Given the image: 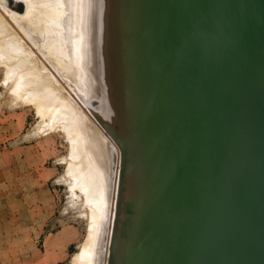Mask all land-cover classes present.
I'll return each mask as SVG.
<instances>
[{
  "label": "bare ground",
  "instance_id": "1",
  "mask_svg": "<svg viewBox=\"0 0 264 264\" xmlns=\"http://www.w3.org/2000/svg\"><path fill=\"white\" fill-rule=\"evenodd\" d=\"M6 1L9 2L10 0H5V2ZM41 1H43V0H16V1L14 0L13 1L15 6L19 2L18 3L19 9H20V7L23 6L22 3L25 4L23 6L25 8V10H23L24 8L22 7L23 9L21 8L22 10L20 12L17 9V6H16L17 10L15 8H12L13 11H14V9L16 10V13H17V11H18V13H21L20 14L21 18L25 17L24 15L27 14V16H26L27 18L26 17L23 18L24 20L25 19L26 20L24 22H22V24H19L20 26L24 25L25 22L28 23L29 21L27 22V19H31V20L33 19V20H35V22H38V21H36L37 20L36 18H37V15H39V14H33L35 12L34 10L39 11V9H37L38 8L37 4H39L41 6L43 3L44 5L42 8H46V9L49 8V7L45 6V3L47 1L46 2H41ZM49 1L50 2L53 1V5H51ZM49 1H48L49 2L48 6H51L50 9H52L55 12V14L57 13L55 16H57L58 18L55 19L56 17H54V21H55L54 22L52 19L54 15L48 14L49 12H51V10L48 9V11H49L48 12L46 9L41 8V10H43V11L46 10L48 12V13L44 12L46 15V17H44V18H43V16H41L42 14L40 13V17L43 18V21H44V19H49L50 16H51V18L49 19L50 22H48L49 20L48 21L45 20L46 24L43 23V25H45L44 26L45 28L41 27V26L40 27L43 28V30L45 29V31L42 30L45 33L47 32L46 30L48 28V30H50V32L48 31V33L50 34L53 31L49 27L50 23L54 26L56 25V27H52V25H50L53 29L56 28L55 31L57 34L56 33L53 34L54 32L52 33L54 36L56 35V37H54V36L50 37L49 36V38H53L55 41H57V43L53 42L55 44H52V43L50 44V42L53 41L51 39L49 44H46V43H43V44H45L46 46L50 45V47H51V45L52 46L55 45V47H56V44H58V40H60L58 38V36H59L58 31L61 28H65V31L61 32V30H60V33H61V36L64 40L68 39V43L71 40L70 36H72L73 34H77V33L79 34V35H77V37L78 36L79 37H78V39H76V46L73 48V50L70 51V53H69L70 55H68V57H70L72 59L74 58L75 60H77V59L82 60L83 65H85L86 61H85V58L83 56L84 52H86L87 50H89L92 53L98 51V53L100 54L99 58L96 57L97 56L96 54H92V55H95L93 57L94 58L93 61L96 60L95 59V57H96L98 59V61L97 60L96 61L99 64V66L94 64V67L98 68V69L102 68V71H103V78L104 79L102 80V82L104 83V86L102 85L100 87L99 86L100 84L97 86V87H100V91L102 92L101 94H98V95L103 96V94H104L103 91L107 90V96H105L107 105H105V102H104L105 99L102 100L103 103H101V104H103V105H99L100 107H97V112H99V114L103 115V112H104L103 110L105 109V113L106 112H108V113L103 115V117L105 116L104 119L108 115H109L108 117L111 119L108 121H107V119H109L108 117L105 119V122L108 123L105 126L109 129L113 128L114 130L116 129L119 132H121V134L119 133V135L123 137L122 139L129 141L127 143L130 144V147L132 150L138 151L141 144L144 146L143 142H145L144 138L140 136V132H138V130H139L138 124L140 123L142 125L144 122L143 117L146 118V114H145L146 108L143 106L144 105L143 102L145 100L146 92H147L146 80L144 78V75H145L144 69H143V67L139 66L141 64V62H140L141 51H139V46L135 47V44L137 46L138 43L139 44L141 43L142 36H143V30H142V25H141L143 16L141 13L140 0H70V1H68V0H49ZM157 1L159 2V0H157ZM165 1L169 2V8L171 9V11L172 10L176 11L177 9H179V11L182 12L180 17H183L182 22H184L183 23L184 25H186V26L189 25L188 27H191L190 24L192 25V23H193L192 26L195 27L194 25H195L196 21L194 23V20H195V18L199 19V21H198L199 23L197 22L198 25L196 26L194 36L191 35V34H193V32H191L190 28H189L190 30H188V27L187 28L182 27L180 29L178 28V30H180V31H181V29H183V30L186 29V30H188L189 33H191V34H188V32L186 31V35H189V36L182 34V37L184 38L183 35L186 36L185 39L187 37H189L188 38L189 40L188 39L186 40L189 42H190V38L192 39L191 40L192 44H190L189 46L191 47V45H193L192 48L195 49V51L193 49H188L187 47L179 45V47H183V48L188 50L189 55L187 58H186L187 55L185 54V55H183L184 57L181 58V56H179L180 58L178 59L177 55H175L176 51H174V50H173L174 51L173 54H171L172 52L169 54V55L176 56L175 57L176 60L175 59H174L175 61L173 60L174 62H177V60H181V59L186 58L187 61L185 59H184V61L183 60L180 61L181 65H182V62H185V61L187 63V64L185 63L186 65H190L189 72L188 71H187V73L183 72V74H184L183 79H180V78H182L183 75H181V77H180V75L176 76V77H178L177 78L178 81H179V79L182 81V84L181 83L180 84L183 85V87L180 84L179 85L182 88L177 86L178 83L176 84V82H174V79H176V78L172 74L174 71L171 72L172 68H170L174 64L172 66L169 65L170 63L173 62L172 59H169V58H171L173 56L169 57L168 55L167 56L165 55L166 58L169 57L168 58L169 60H164V57L162 56L163 57L162 60H163V63H165V65L163 66V70H161L159 72L158 77H157V74H154V72L152 70V77H153L152 82L156 83L158 81V78L160 80H164L166 89H164V85H162L163 91L161 94L152 92L151 101L149 104V109L152 110L151 112L154 111L155 113H160L163 111V99L164 98L162 96H163V94L165 96L167 88H173L174 89L173 86H175V88L177 86L178 89L181 88V89H179L180 95L182 96V98H184V100L186 101V104L188 103L190 105L189 108H190L191 112H190V110H189V112L192 115H189V117L191 116V120L188 119V121H190V122L188 123V125L186 127V129L188 130V132H187L188 134L187 133L186 134L188 137V135H190V133H191V137L189 136L190 139L188 137V139L190 141V145L189 146L187 145L188 146V149H187L188 153L186 151L187 157L184 155L185 159H183L186 161V158H187V160H188V158L192 159L191 156H192L195 148L197 147L199 136H200V125H199L198 116L196 113L198 104L202 103L206 99H209L217 87H219L221 85H229L232 82L239 80L241 78H243L244 80L245 79H251L257 73L258 65L261 62V56L264 53V10H263L264 6H263V0H165ZM165 1L163 2V0H162V3L166 4ZM8 2H6V4H5V5H7L6 7H8V4H7ZM70 2L74 3L73 5L75 7L72 9L73 5H70L69 9H71L72 12L70 10V13H68V15L64 14L62 17V15L59 14L60 11H62V8L65 9V7H67L70 4ZM10 3H11V1H10ZM150 3H153V1L150 0ZM156 3L157 2L155 0V5H156ZM157 4L160 5L161 7L163 6L161 4V1H160V4L159 3H157ZM34 5H35V7H34ZM166 5L168 6V3ZM157 6H156V8H157ZM33 8H35V9L33 10ZM12 9L11 10L8 9L7 11H9V10L12 11ZM160 9L162 10V8H160ZM163 9H164V7H163ZM170 9H168V11ZM32 10H33V13H32ZM89 10L92 12V13H90L91 14L90 17H92V18H94V14H97V13H95L94 10L99 11L101 17H100V20H98L99 21L98 24H96L97 22L96 23L93 22V24L91 22V21H97L96 19H99V17L97 18V15H95L96 19L94 18V20H92L90 17H89V19L87 18L86 13ZM38 11L35 13H39ZM155 11L158 12L157 9ZM168 11L166 13L164 11H161V12H163V14L160 12L162 17L164 16V13H165V16L163 18L162 17L158 18L160 13L159 14L157 13V15H155L156 12L152 14V17L154 16V18H155L157 16L156 20L160 21V19H161V21H165L167 23V22H169L168 20H170L174 16L173 15L174 11H172L173 14L170 13L171 11H169V12ZM40 12H42V11H40ZM54 12H51V13L54 14ZM16 13H15V15H16ZM22 13H24V14L22 15ZM167 13H169V14H167ZM31 14H33L31 16V18H28V16H30ZM177 14H180V13H176L175 15H177ZM35 15H36V18H33ZM47 15H50V16H47ZM84 15H85V17H84ZM11 16L13 17L14 13ZM17 16H18V14L16 16H14V17H16L15 21L17 19L18 20L21 19V18L20 19L17 18ZM167 16L168 17L170 16L171 18L170 17L167 18ZM178 16L179 15H177V17ZM47 17H49V18H47ZM71 17H73V18H71ZM177 17H175L174 20H176ZM1 18H3V17H1ZM63 18H65V20H63ZM23 19H21V20H23ZM177 19H180V18H177ZM3 20H4V18H3ZM31 20H30V23H32ZM171 20H173V19H171ZM171 20H170V22H172ZM0 21H2V20L0 19ZM40 21H41V23L43 22L42 20H40ZM180 21H181V19L178 20L177 22L180 23ZM4 22H5V20H4ZM19 22H21V21H19ZM177 22H175L176 25H177ZM47 23H49V25ZM166 23H164V25H166ZM172 23H174V22H172ZM17 24H18V22H17ZM162 24L160 22V25L163 27ZM183 24H181L180 26H182ZM33 25H37V24L34 23ZM46 25H48V27H46ZM170 25H171L170 23L167 24V26H169L168 30H167V27H165V28L163 27L164 30H166L165 34L168 33V36L164 35V37L166 36L165 39L167 38V39L174 40L175 38L174 39L171 38V35H170L171 33H173L170 31V30H173L172 29L173 25H171V26ZM176 25H174V26H176ZM40 27L38 28V25H37L35 30H37V31L41 30ZM192 29L194 30V28H192ZM62 30H64V29H62ZM174 30H175V28H174ZM176 30H177V28H176ZM8 31H10V30H8ZM42 31H40V32H42ZM180 31H177V34H179L178 32H180ZM175 33H174V35H176ZM191 36H193V37H191ZM168 37H170V38H168ZM87 38H88L89 44L87 43ZM179 39H177L178 42H179ZM177 40H174V41H177ZM48 41H49V39H48ZM182 41L183 40H181L180 42H182ZM168 44H170V46H171V43H168ZM174 44H176V43H174ZM174 44H172V46ZM179 44H182V43H179ZM58 45H60V43ZM184 45H188V44L184 43ZM44 46H42V47H44ZM164 46H167V48L170 47L168 45H163V47ZM174 47H175V45H174ZM51 48L53 49V47H51ZM135 48H136V50L134 52ZM1 49H2V47H1ZM48 49L49 48H46V50H48ZM55 49H53V50L57 51V48H55ZM185 49H183L182 53H184ZM53 50H48V51L54 52ZM94 50H96V51H94ZM187 50H186V52H187ZM6 51H8V50H6ZM48 51H46L44 53H48ZM73 51H74V53H73ZM168 51H169V48L167 49V51L165 50V52L167 54L170 52V51L169 52ZM193 51L195 53H193ZM59 52L60 51H57V54H56V52L51 53L50 56L51 57L55 56L54 59L58 58V57H56V55H58ZM54 54H56V55H54ZM60 54H61V52H60ZM77 55H80V56H77ZM162 55H164V53ZM58 59H56V60H58ZM170 60H171V62H170ZM96 61H95V63H97ZM167 62H170V63H167ZM137 63L139 65H136ZM174 66H176V63ZM174 66H173V70H174ZM183 66L184 65L180 66V68L178 66V68L176 67V69L181 70V67L183 68ZM32 72H36V71L33 70ZM41 73L42 72L40 71V75H39L40 77H42L41 75H44V73L43 74H41ZM99 73H100V71H99ZM174 73H179V71L174 72ZM181 73L182 72L180 71L179 74H181ZM18 74H19V72H18ZM26 74H28V73H26ZM171 74L174 77L173 78L174 83L172 82L174 85H172V83H171V79H172ZM175 75H178V74H175ZM22 76L25 77V75H22ZM32 76H34V75H32ZM44 76L41 78V80L46 78ZM34 77L37 78V76H34ZM18 78L19 77H17V79ZM48 78H50V77L48 76ZM48 78H46V80ZM27 80H31V82H29V81L27 82L28 84H30V83L32 84V82L35 81L34 79H27ZM27 80H25V81L24 80H22V81L16 80V82L12 84V86H11L12 88H13V85H15V86L17 85L16 87L18 89H21L19 91H18V89H17V91L13 90L16 92V93H14V94H16V96L20 97V95H17V92L19 94L23 93L22 88L24 86L27 87V83H26ZM32 80H34V81H32ZM46 80L45 81L43 80V82H46ZM50 80L52 81L51 83L49 82L50 83L49 85L51 87V85L54 81L52 78H50L48 81H50ZM104 80H106V81H104ZM17 81H19V83H17ZM181 81H179V82H181ZM56 83H58V82H56ZM41 85L45 86L47 84L41 83L40 88H42ZM29 86L31 87V85H29ZM37 86H39V85H37ZM37 86L34 84L31 88H29V87L28 88L32 89L35 87L38 90H41V92L38 90L36 91L37 93L39 92L40 95H42L41 94L42 91L46 92L47 89L42 88V89H44V90H42V89H39ZM142 87H144V91L142 90ZM12 88H11V91H12ZM56 88H58L59 91L60 90L62 91L63 87L57 86L54 88V86H53L52 90H55V92H57V94H55V95H57L58 97L54 96V94H51V95L49 94V97L52 96L53 97V98H51L52 100L53 99L57 100L58 98H60V100H61L60 104H59L60 100L57 101L58 104L56 103V105H58L60 108L58 106L51 107L50 106L51 104L49 105L47 103L50 100V98H47L48 93L51 92L50 90H49V92L47 91L48 93L46 92L47 94L45 93L46 96H44L45 97L44 100H43L44 97L42 98V96L38 95L39 96L38 97L37 95H35L36 92L34 90H36V89H34V90L32 89L35 93H33L31 90H28L27 94H25V92L23 94L28 95V96L34 94L36 97L33 95L34 97L32 96L33 97L32 100L36 101L37 103H39V101H40L41 105L37 106L36 103H34V104L36 105V107H39L38 113H39L40 117L42 118V120L44 117L48 116L49 114L56 112L55 110L60 109V111H61L60 113L62 115L57 114V113H55V116L57 115L58 117H55L54 115H52L55 117V119H54V117H52L53 119H52L51 124L53 125L54 120L58 121V123L55 122L56 123L55 126H57V124H59L62 121L63 122L65 121L64 123L69 122L68 125H67V123L64 124L63 122H62V124L69 127L68 129L70 130V132L72 134L71 136H74L73 138H74L75 143L71 142L70 136L69 137L67 136L70 134L67 133V135H66L67 138H69L68 140L70 141V143H71L70 145H72V148L75 145L74 146L75 150H72V149L71 150L76 152V156L74 155L75 154L74 153L73 154L74 156L70 155V157H72V159L68 158V159H70L69 163L72 165L74 164V163H71V161L75 159L74 157H77V159H75L76 161L78 160V162H77L78 164L76 163L77 166H74V165H73L74 167L71 165L68 166V168H70V171H68V172H69V176L71 178L72 184L70 183V180H69V183L71 185L78 184L81 187L83 194L85 193L88 196V200H87V202H86V200H84V204H88V208L90 211L89 212L90 227L88 229L89 230V232H88L89 236L87 237L86 242L83 243L84 249H81V251L82 250L83 251H82V254H80V256L82 255L80 259L81 260L84 259V260H83V262H81L80 260L76 259V261H78L77 263H79V264H101L102 258H104V255H105L104 254V247L106 245L104 242L105 238H107V239L110 238V240L112 241V242H110V244L113 242L115 244L111 245V246L106 245V246L111 247V248L108 247L109 250L107 252L109 255V258H108L109 261L111 260L110 262H112L113 264H126V261H127L126 259H128V261H129L130 253H131L133 247L135 246V244L137 243L136 241H138L137 238L139 237V235L142 234V237H143L142 239L149 238L148 240H150L151 239L150 235L151 234L153 236L155 235L152 233L153 232L152 230L156 229V227L158 226V222L160 221L159 218H160V216H162L161 213L164 211H165L164 215L165 214L168 215V213H170L166 210V209H168L167 207H166V209H164V211L161 210V207L159 205H161L163 203V201H159V200L165 198L166 195L169 197L168 194H170V193L168 192V194H167V192H165V190H168L166 185L168 186L171 182H172L171 184H173V180L178 177L177 175H175L174 177L177 176L176 178L170 179L173 177V175L170 176V174L172 172H174L173 167L175 165H174V163H172L173 162L172 160H170V162L168 161V159L170 157H167L168 159H165V157H164L165 161L162 162L163 159H161L162 165L160 163V165L162 167H159L160 168L159 171L155 174V176H153V178H151L149 173H148V170H147V166H146L147 163H145V160L143 159L144 157H136L135 156L136 154H134L135 157H129L130 163H128V165L125 164L127 162L125 160V157H120V167H121L120 173H119V176L117 175L118 176V178H116L117 180L115 179V182H114V179H113V181H112V179L109 178V170H108L106 163H105V160H106L105 155H104L105 151L102 148L103 141L106 139L105 135L99 129V127H96L97 125L95 126V124H93L91 118L89 117V115L87 114V112L84 109H82L81 107L74 104L72 102L73 100L70 99L69 96L64 95L62 93L63 91L62 92L60 91L62 93V95H61V93H59V91H56ZM20 91H22V93ZM29 91H31L32 93ZM29 93H31V94H29ZM58 93L60 95H58ZM45 94H43V95H45ZM25 95H23L22 97L26 98V100L27 99L29 100V98L31 96L29 98H27L28 96H25ZM24 98H22V99L25 100ZM46 98L49 100L45 101ZM29 101H31V100H29ZM53 102L51 101L49 103L55 104V100ZM74 102H76V101H74ZM138 102H139V105H141V106L138 105ZM186 104L184 106L183 113H185V111L187 110ZM105 106L108 108H106ZM103 107H105V108L103 109ZM50 109H54L53 112ZM89 109L97 115V113L95 112L96 110L94 111L95 108H93V106H90ZM106 109H108V110H106ZM48 110L50 111V113ZM189 112H188V114H189ZM58 113H59V111H58ZM63 115H64L63 118H66L68 121L66 119H61V118H60L61 120L58 119L60 116L62 117ZM155 115H156V120H157V118L159 119L162 114L160 115V117H159V114L158 115L155 114ZM49 116H51V115H49ZM49 118L50 117H48V120H46L47 122H45L43 120V122H45V123H42L41 126H43V124H45V125L48 124V122L51 119V118L50 119ZM161 122H163V121H161ZM161 122H157V123H159L160 126L164 125ZM51 124H48V125H51ZM144 125H145V123H144ZM66 126H65V128H66ZM54 127H51V128H54ZM57 127H59V126H57ZM155 127H156V129H158L157 126H155ZM162 127H161V129H162ZM41 128L42 129L44 128L45 130L49 129V128H45V127H41ZM59 128H61V126ZM63 128H64V126H63ZM159 130H160V127H159ZM43 131H42V133H43ZM63 131H65V129ZM139 131H141V128ZM162 131H163L162 133H164V128L162 129ZM67 132H68V130H67ZM112 132H115V131H112ZM159 133L161 134L160 131H159ZM142 135H143V133H142ZM143 136L146 137V131H145V135H143ZM112 137H113V134H112ZM73 138H72V141H73ZM122 139H119V140H122ZM125 140H123V141H125ZM177 140H178L177 141V144H178V142L180 141V138H178ZM113 142H115V141H113ZM120 142H122V141H120ZM122 143L124 144V142H122ZM127 143H125V145ZM109 144H110L111 149L116 154L117 151H115V147L113 146V143L111 142ZM139 144H140V146H139ZM114 145H116V144H114ZM143 146H142V148H143ZM179 146H181V147L179 148ZM179 146H178V148L181 152L183 145L179 144ZM122 147H123V145H122ZM116 148H118V146H116ZM142 148H140V149L142 150ZM144 149H145V147L143 148L142 154H144L146 152V150H144ZM72 151H71V153H72ZM182 151H184V150H182ZM118 152H119V150H118ZM127 153H129V152H127ZM140 153H141V151H140ZM183 153H185V151L182 152V154ZM122 156H124V155H122ZM177 158L179 159V157H177ZM200 158L201 157H194L193 164L196 160L198 162V160ZM183 160H182V162H183ZM179 161H180V159L178 160V162ZM185 161L183 163L184 165L181 164L182 162L180 164L177 162L178 165L175 163L176 167L179 165L185 166V164H186ZM190 161L191 160H189L187 163H190ZM112 162H113V160H112ZM115 162H117V161H115ZM115 162H113V165L115 164ZM78 166H79V168H78ZM182 166H180V167H182ZM198 166H201V169L199 168L200 170L198 171L195 168L196 169L195 174H194L193 170H191L192 166L190 169L188 168V166H185V168L183 167L184 169H186V171H188L187 170V168H188L189 172L191 173V178H194L193 179L194 181L191 180L190 181L191 183L189 182L190 185H186L187 187L192 186L191 189L193 190V188H194V191L192 194H190V191H191V189H190V191H189L190 196L189 195L186 196V199H185L186 200L185 205L186 206H188V204L192 205L194 207V208L192 207L193 210L190 212V209L188 206L187 209H189V210L186 211V213H187L186 214L184 212L186 209L183 210L184 205H182V208H183L182 209L180 204H179L180 202L183 203V201H180V202L178 201L179 203L176 202V200L179 199V196L184 195L181 193H180V195L178 194L179 192L183 193L184 190H182V189H184L186 187L184 184L185 183L184 179H186V176L183 180H181V178L184 174H181L182 176L179 175V177H181V178H179L178 180L181 183L184 182L183 186H185V187L182 188L183 186L181 187V184H179V182L177 180V182H175V184L178 183L180 187L177 186V187H174L171 189V190H173L175 188H179L178 191L176 189L177 192L175 191V193H177L178 195L177 194L175 195L174 191L172 192L169 189V191H171L172 194L174 193L172 198H174L175 196H178V198L175 200V202H176V204L178 203V205H177L178 210H180V208L182 209L179 211L181 213L179 214V212L175 211L176 209L174 207L171 206L172 207L171 208L170 205L167 203L170 201L169 198H171V197H169V198L167 197L169 201L164 199L165 203L162 204V205H164L167 203L169 205V207L173 211H175L174 212L175 215L178 213L176 215V217H178L177 218L178 221L175 218V220H172L173 222L174 221H176V222L181 221L179 223L180 225L176 226V228L179 227V230H178L179 234L174 233V234H178V236H176V235L173 236V237H175V236L177 237V238H174L172 240V241H175V243L173 242L174 244L172 243L174 246L172 244H170L177 250V253L180 252L179 255L181 254V256L178 259V261L176 259H174L175 257H173L174 260H172L173 262H171L168 260V257L170 258V255L171 254L173 255L175 253V249H174V251L169 250V252H171V253L166 255V253L168 251L167 250V251H165L166 253H165V256H164L161 264L167 263L166 260L170 262L168 264H179V263L180 264H251L250 260H247V255L251 254V253L248 254V252H247V251H249L248 250L249 248H248V246L241 245L240 242L244 241V239H243L244 236H245V238H247V235H248V238H253L255 240V239H257V237H259V234H252L250 232L249 220H248V222L244 221L242 223V221L238 218L239 216L241 217V215H244V214L248 215L251 211V208H248L247 210L242 209V207H243L241 205L242 204V197L239 196L241 193L238 195L237 192H234L236 189H238L239 184H241L243 180L240 181V179H241L240 176L239 177L235 176L236 178L232 179V181H234V186L229 191V193L234 192L237 195V197L234 195L233 200L230 201V205H224L223 206V204L221 202H219L217 204V206H219L220 209L217 208V209H219L217 211L215 209L214 213L216 216H213V215H211L212 206L209 210L205 209L208 201L213 196L212 191L208 187L210 180L213 176H211L208 173L207 168L205 166L200 165L199 162H198L196 167H198ZM67 170H69V169H67ZM179 170L180 169H177L178 173H179ZM175 172L173 174H175ZM189 172H187L188 174L186 173L187 176L190 175ZM178 173H176V174H178ZM180 173H181V170H180ZM233 174L229 175V178L234 177ZM160 186H161V188H160ZM169 186L173 187L172 185H169ZM180 188H182V189H180ZM70 189L72 191V188H70ZM179 190H181V191H179ZM72 194H75V193L73 192ZM87 196H86V199H87ZM112 196H113V199H112ZM75 197L78 198L77 196H75ZM182 199H180V200H182ZM173 200H172V202H173ZM76 201H78V200H76ZM169 203L171 204V201ZM84 206H86V205H84ZM173 206H175V203L173 204ZM179 206H180V208H179ZM159 207H160L161 213H159V211H160L158 209ZM163 208H164V206H162V209ZM110 209H112V210H110ZM171 209H169V211ZM166 212H168V213H166ZM158 214L159 215L161 214V215L159 216ZM172 214H173V212H171L170 215H172ZM157 215H158V218H157ZM175 215L172 218H174ZM179 217H182V218L180 219ZM185 218H187V220H184ZM170 219H171V216L168 220H170ZM165 220L167 221V219H165ZM183 220L185 222H183ZM203 220H205L204 223L202 222ZM170 221H169V223H170ZM161 223H165V222H162V220H161ZM169 223H167V224H169ZM172 224L170 223V226ZM163 225L164 224H162V226ZM175 225H178V224L175 223ZM159 226H161V225L159 224ZM168 227H169V225H168ZM168 227H167V229H168ZM125 228H126V231L124 230ZM106 229L109 230L107 232V237H106ZM167 229L163 228L162 230L163 231L166 230L165 232L167 233L171 228L169 230H167ZM173 229L175 230V228H173ZM173 229H172V231H173ZM198 229H202V231L200 232ZM158 230L162 232V230H160V229H158ZM154 231H156V230H154ZM164 234L165 233L163 232L162 235H164ZM239 235H240V238H237ZM166 236H167V234H166ZM159 237L164 238L161 235H159ZM159 237H158V239H159ZM170 237H171V235H170ZM155 238H156V235H155ZM151 240H153V239H151ZM165 240H166L165 243L162 245L166 250V246L168 245L167 241L169 239L167 240V238H165ZM148 242H150V241H148ZM152 242L153 241H151V243ZM142 243H143V241H142ZM154 245H156V244H154ZM162 245H160V246L162 247ZM170 245H169V247H167V249H171L172 246L170 247ZM149 246H150V243H149ZM149 246L147 245V247H149ZM147 247H145V249H143V250L147 251V249H148ZM252 247H254V246H252ZM252 247H251V250H252ZM143 248H144V246H143ZM150 249H151V247H150ZM155 249H157V247ZM105 251H106V249H105ZM161 251H162V248H161ZM162 253H164V252L162 251ZM179 255H177V256L179 257ZM77 256L78 257H76V258H79V254H77ZM145 257H146V255H145ZM165 257H167V258H165ZM146 260H147V258H146ZM104 261L107 262L106 259ZM74 262H75V260L72 262V264Z\"/></svg>",
  "mask_w": 264,
  "mask_h": 264
},
{
  "label": "rangeland",
  "instance_id": "2",
  "mask_svg": "<svg viewBox=\"0 0 264 264\" xmlns=\"http://www.w3.org/2000/svg\"><path fill=\"white\" fill-rule=\"evenodd\" d=\"M10 1H11V3H10ZM10 1L9 2L6 1V2H8L7 3L8 7H6L7 5H5L6 4L5 0H0V14L2 15V16L0 15V19L2 20V21H0V23H1L0 24V264H72V262L74 260H75V262H74L75 264H79V263H77L78 261H76V259L83 262L84 259L83 260L80 259L82 256V255L80 256V254H82V251H83V250L81 251V249H84L83 243L86 242L87 237L89 236L88 235V232H89L88 229L90 227V222H89L90 221L89 220V218H90L89 212L90 211L88 208V204H84V200H86V202H87L88 196L85 193L83 194L82 189L78 184L71 185L72 184L71 178H70L69 172H68V171H70V168H68V166H70V165L71 166H73V165L77 166V164H78L77 163L78 160L77 161L75 160V159H77V157H74L75 159L71 161V163H74L73 165L69 163L70 159H68V158L72 159V157H70V155H73L74 153H75L74 155L76 156V152L72 151V150H75V148H74L75 145L72 148V145H70L71 143L68 140L69 138H67V136L68 137L70 136L71 142H74V138H73L74 136H71L72 134H71L70 130L68 129L69 127L64 125L66 123L68 125L69 122L64 123L65 121L64 122L62 121L64 124H62V122L57 124V126H59V127L61 126V128L55 126V124H56L55 122L58 123L57 120L53 121L54 122L53 125L51 124L52 119H53L52 117L55 116V113L61 114L60 109L55 110L56 112H53V110L55 108L50 109V110H52V112L54 114L53 113L49 114L51 116L48 115V116L44 117L43 120L45 122H47L46 120H48V117H50L51 119L49 118L50 121L48 122V124H51V125L43 124V126H41L42 123H45V122H43L42 118L40 117V115L38 113L39 107H36V105L34 103H36L37 106L41 105V104H40V101H39V103H37L36 101L32 100L33 97L35 95H37V96L39 95V96H42V98H43L44 96H46V94L50 90L51 92L48 93V95H47L48 96L47 98H50V100L46 98L45 101L49 100V102H51V101L53 102L55 100V104H53L54 102L53 103L47 102L49 105L51 104L50 105L51 107H55V106H58V105H56V103L58 104L57 101H59L60 98H58L57 100L56 99L52 100L51 98H53V97L52 96L49 97V94L50 95L54 94V96H57V95H55V94H57V92H55V90H52L53 86H54V88L57 86L63 87V89H62L63 92L61 90L60 91L64 95L69 96V98L73 100V101L72 100L71 101L74 104L81 107L82 109H84L87 112V114L91 118L93 124H95V126L97 125L96 127H99V129L105 135L106 139L103 141L102 148L105 151L104 152L105 159H106L105 163H106V166L109 170V178H111L112 181L114 179V182H115V179L118 178V176H119L120 169H121L120 157H127V156L128 157H134V156L132 155V150H131L130 145H128L129 143H127L129 141L122 139L123 137L119 135V133L121 134V132H119L116 129L114 130L113 128H112L113 130L109 129L105 126L106 124H108L105 122V119L109 116V115L106 116L105 119H104L105 116L103 117V115L108 113V112L105 113L104 108L106 106L103 107V109H104L103 115H101V114H99V112H97V107H100L99 105H103V104H101V103H103L102 100H104L106 98L105 96H107V90L103 91V93H104L103 96L98 95V94L102 93L100 91V87L102 85L104 86V83L102 82V80L104 79L102 68L98 69V68L94 67V64L99 66V64L97 62L98 59L96 58V57H98V58L100 57V54L98 53V51L92 53L89 50H87L86 52H84L83 56H84L85 61H86L85 65H83L82 60H78L77 58H76L77 60H75L74 58L72 59V58L68 57V55H70L69 54L70 51L73 50V48L76 46V39H78L79 36L77 37V35H79V34L77 33V34H73L72 36H70L71 40L68 43V39L64 40L61 36V33H60V30H61V32H63V31H65V28H61L58 31L59 36H60V37L58 36V38L60 40L57 39L58 44L60 43V45L56 44V47H55V45H53V46L51 45V47H53V49L57 48V51L61 52V54L59 52V54L56 55L57 51H54L50 47V45H48L49 46L48 47L45 44H43V43L49 44L51 39L53 41H51L50 44L51 43L52 44L57 43V41H55L53 38H49V36L53 37L54 36L53 34L56 33V31H55L56 28H54V29L52 28V27H56V25L54 26L50 23V25H52V27H51L49 25V23H47L49 25V27L53 30L50 34L48 33V31L50 32V30H48V28L46 30L47 31L46 33L43 32V31H45V29L43 30V28H41V27L45 26V25H43V23L46 24L45 20L48 21L51 18L50 15H54L52 18L53 21H54V17H56L55 19L58 18L57 16H55L57 13L55 14V12L52 9H50L51 6H48V3L50 1L49 0H45V1L43 0L41 2L47 1L46 2L47 4L45 3V6L49 7L48 9L51 10V12H54V14L49 12L48 9H46V8H42L44 5L43 3L41 6L39 4H37V7H38L37 9H39V11L34 10L35 8H33V10L35 12L38 11L39 13H35V12L33 13V10H32V13L33 14H39V15H37V18H36V15L33 17V18H36L37 19L36 21H38V22H35V20H33V19L32 20L27 19V22L28 21L29 22L28 23L25 22L24 25H21V26L19 24H22V22H24L26 20V19L24 20L23 18H25L27 16V14L25 13L26 14V15H24L25 17L21 18V15H20L21 13H18V11L16 13V10L18 9L20 12L24 8L23 6L25 4L22 3L23 8L20 7V9H19L18 8L19 2H18L16 4V6H17V9H16V6L13 2L14 0H10ZM68 1H70V0H68ZM151 1H153V3H154V4L152 3V7H153L152 14L156 12L155 11L156 9L158 12H156L155 15H157V13L159 14L161 11L165 12L166 10L168 11V9H170L169 8V2H167L165 0H163V2L165 1L166 4L168 3V6L166 4H163L162 0H159V2L156 0V2L159 4L161 1V4L163 5L162 7L160 5H158L157 3L155 5V0H151ZM71 3L72 2H70V4L67 7H65V9L62 8V11H60L59 14L62 15V17L64 14L68 15V13H70V10H71V9H69L70 5L74 4V3H72V4ZM50 4L53 5V1H51ZM156 6H157V8H156ZM34 7H35V5H34ZM74 7L75 6L73 5L72 9ZM163 7H164V9H163ZM12 8H15L16 10L14 9V11H13ZM41 8L46 9L49 13L46 10L45 11L41 10ZM160 8H162V10ZM8 9H10V10L12 9V11H10V10L7 11ZM23 10H25V8ZM177 10L176 11L172 10V11H174L173 12L174 14H173L171 9H170L169 10V11H171L170 13L173 14L174 16L172 18L170 16L169 17L174 20V18L177 17V15H179L177 18L181 19V21H180V23H181L183 21L182 20L183 17H180L182 12H180L179 9H177ZM40 11H42V12H40ZM94 11H95V13H97V14H94V18L96 19L95 15H97V18L99 17V19H96L97 21H91V22H92V24H93V22L94 23L97 22L96 24H98V22H99L98 20H100L101 16H100V13L98 10H94ZM44 12H47L48 14H50V15H47V16H50V18L47 17L49 19H44V21H43V18L46 17ZM71 12H72V10H71ZM13 13H14V16H16L18 14L17 18H19V19L21 18L23 20L17 19L16 20L18 22V24H17V22L15 21L16 17L11 16ZM15 13H16V15H15ZM40 13L42 14L41 16H43V18L40 17ZM90 13H92L90 10L87 11V13H86L88 19L91 16ZM161 13L163 14V12H161ZM161 13H160V15H161ZM165 13H164V16H165ZM176 13H180V14L175 15ZM23 14L24 13H22V15ZM33 14L28 16V18H31V16ZM167 14H169V13H167ZM160 15L158 18L162 17V15L161 16ZM1 17L4 18L5 22H4L3 18H1ZM84 17H85V15H84ZM169 17L167 16V18H169ZM71 18H73V17H71ZM90 18L92 20H94V18H92V17H90ZM156 18H157V16L155 17V19ZM177 18H176L177 21L180 20ZM39 19L42 20L43 22L41 23V21ZM30 20L32 23H30ZM63 20H65V18H63ZM170 20H168L169 22L166 23L165 21H161V19H160V21L157 20V23L158 24H160V22H161V24L163 23L162 24L163 27L164 28L167 27V30L169 29V26H167V24L170 23L171 25H173L172 26L173 30H170L171 32H173V33L170 32L171 38H173V39L175 38L174 40H177L180 37L181 38L179 39V42H178V40L174 41L172 39H167V38L165 39V37L168 36V33L165 34L166 30H164V28L162 27L164 35H166L164 37V44L163 45L170 46V44H168V43H171V46L168 48H169V51L172 49L170 52L168 51L169 53L167 54L165 52V50L167 51L168 48H167V46H164L163 47L164 55H162V56L164 57V60L172 59V61H173L176 56L169 55V54L171 52H172L171 54H173V52L176 51L175 52L176 54L175 53L174 54L177 55L178 59L180 58L179 56H181V58H182V57H184L183 55H185V54L187 55L186 56V58H187L189 55L188 50L183 48V47H179V45L187 47L188 49H193L192 48L193 45H191V47L189 46L190 44H192V42H191L192 39L190 38V42L186 41L189 37H187L185 39L186 36H189V35H186V31L188 32V30L191 29V32H193V34H191L189 32H188V34H191L194 36L196 26L199 23L198 22L199 19L195 18V20H194V23L196 21V23L194 25L195 27L192 26L193 23H192V25L190 24L191 27H188L189 25L188 26L184 25L183 24L184 22L181 23L184 26L183 25L180 26L181 24L179 22H177L176 20H174V21L171 20L174 23L170 22ZM19 21H21V22H19ZM48 22H50V20ZM175 22H177V25L175 24ZM34 23H36L38 25V28L41 26L40 27L41 30H38V31L35 30L37 25H33ZM38 23L39 24L41 23V24L39 25ZM164 23H166V25H164ZM48 25H46V27H48ZM174 25H176V26H174ZM182 27L183 28L188 27V30H186V29H184V30L181 29V31L178 30V28L180 29ZM174 28H175V30H174ZM176 28H177V30H176ZM192 28H194V30ZM7 29L10 30L11 32L8 31ZM62 29H64V30H62ZM40 31H42V32H40ZM177 31H180V32H178L179 34H177ZM174 33L176 35H174ZM182 34H185L186 36L183 35L184 36V38H183ZM193 36H191V37H193ZM54 37H56V35ZM168 38H170V37H168ZM48 39H49V41H48ZM181 40H183V41L180 42ZM53 42H55V43H53ZM87 43H88V38H87ZM174 43H176V44H174ZM179 43H182L183 45L179 44ZM184 43H186L188 45H184ZM172 44H174L175 47H174V45L172 46ZM42 46H44V47H42ZM1 47H2V49H1ZM45 47L49 48L48 50H53L54 52H52V51L49 52L48 50H46ZM183 49H185L184 53H182ZM6 50H8V51H6ZM186 50H187V52H186ZM193 50L195 51V49H193ZM46 51H48V53H44ZM94 51H96V50H94ZM194 51H193V53H195ZM55 52H56V54H54V55H56V57H58L59 59L58 58L54 59L55 56H53V57L50 56L51 53H55ZM73 53H74V51H73ZM92 54L97 55L95 57V59L97 60V61L96 60L95 61L97 63H95V61H93L94 60L93 57L95 55H92ZM165 55L166 56L168 55L169 57H171V56H173V57H171V58L167 57L166 58ZM77 56H80V55H77ZM163 57H162V59H163ZM186 58H184V59L187 61ZM56 59H58V60H56ZM184 59H181V60L184 61ZM181 60H177V62L179 64L177 62H174V61L172 63H170L171 60H170V62H167V63H170L169 65H171V66L173 64L175 65V63H176V66L173 65L174 70H173V66L170 67V68H172L171 72L172 71H174V72L179 71V73H180V71L182 72L181 74L174 73V72L172 73L176 79L178 78L176 76H179V75H180V77H181V75H183L182 78H180V79H183L184 78L183 72H185V73H187V71L189 72L190 65H186L187 64L186 61L182 62V65H184V66H183V68L181 67V70L176 69V67L178 68V66H179V68H180V66H182L181 62H180ZM33 70L36 72H32ZM40 71L42 72L41 74L44 73V75H45V76L41 75L42 77L44 76V77L48 78V76H49L50 78L53 79L54 84L52 83L51 87L49 84L52 81L51 80L48 81L50 78H48L47 80H46V78L41 80L42 77L39 76ZM99 71H100V73H99ZM18 72H19V74H18ZM25 72L28 74H26ZM175 74H178V75H175ZM22 75H25V77ZM32 75L37 76V78H35ZM173 75L171 76V78H172L171 83L173 82V78H174ZM17 77H19V78L17 79ZM27 79H34L36 82L34 80H32V81H34V82H32L33 85L34 84L36 86L39 85V86H37L39 89L45 88V89H47L46 92L47 91L48 92L46 93L45 91H42V93H41L42 95H40L39 92L38 93L36 92L38 89L34 87L32 89L33 90L36 89V90H34L36 92L35 93L32 89H29L33 85L31 83L28 84L27 82L28 81L31 82V80H27ZM176 79H174V82H176V84L178 83L177 86L183 87V85H181L182 81L179 79V81H181V82H179L178 79L177 80ZM16 80H19V81L27 80L26 81L27 87H25V86L23 88L21 87L23 93L25 92V94H27L28 90H31L33 93H35V95L34 94L30 95L31 97L34 95L31 98L30 96L25 95L22 93V91H20L22 94H19L17 92V95H20V97L16 96V94H14V93H16L15 91H17V89H18L16 87L17 85L16 86L13 85V88L11 87L12 84L16 82ZM43 80L44 81L46 80V82H43ZM151 80L153 81L152 76H151ZM19 81H17V83H19ZM104 81H106V80H104ZM56 82H58V83H56ZM41 83L47 84V85H45L46 87L41 85L42 88H40ZM173 83H172V85H174ZM29 85H31V87ZM98 85L100 87H97ZM177 86H176V88H175V86H173V87H174V89H177L179 92V89H181L182 87L178 89ZM11 88H12V91L13 90H15V91L12 92ZM19 90H21V89H18V91ZM42 90H44V89H42ZM31 91H29V92H31ZM38 91L41 92V90H38ZM56 91H59L58 88H56ZM60 91H59V93H61ZM31 93H29V94H31ZM59 93H58V95H60ZM62 93H61V95H62ZM43 94H45V95H43ZM179 94H180V92H179ZM23 95L28 96L27 98L30 97L31 99L29 98V100H31V101H29L28 99L26 100V98L22 97ZM21 97L24 98L26 101L23 100ZM44 99H45V97L43 98V100ZM74 101H76V102H74ZM60 102H61V100L59 101V104H60ZM104 102H105V105H107L106 99L104 100ZM89 105L93 106V108H95L94 111L96 110L95 112L97 113L98 116L89 109V107H90ZM189 107H190V105L187 103L186 104L187 110L185 111V113H183V116L181 119L182 125H181V129H180L181 131H180V134L178 137V138H180V141L177 144L178 146H179V144L183 145L182 150H184L185 153L182 154V152H184L182 150L180 152L179 148L181 146H179V148H178L179 159H180L179 162H178L179 159L177 157H170L169 159L167 157H165V159H168L169 162H170V160H172L173 161L172 163H174V165H175V166L173 165L174 166L173 171L174 172L176 171V172H175V174H173L174 172H172L170 174V176L173 175V177L170 179H174L177 176L178 177L173 180V184H171L172 182L169 184V185H172L173 187L166 185L168 190H165V192H167V194L169 192L170 194H168V195L171 198H169L166 195L165 198L159 200V201H163V203H165L164 199L168 200V198H169V200L171 201V204L169 203L170 202L169 200H168L169 202H167V201L166 202L170 205V207L171 206L174 207L176 210L174 208L173 209L177 212H179L180 210H182L184 208L183 210L186 209L184 211L185 213L189 209H190V212L193 210L192 205L188 204L189 209H187L188 206L185 205L186 204V200H185L186 196H188V195L190 196V194H192L194 191V188H193V190L191 189L192 186H190V187L186 186V185H190L191 180L194 181L193 180L194 178H191V173L189 172V169L192 166L191 170H193L194 174H195L196 169L198 171L201 169V166L196 167L198 164L197 160L193 164L194 157H192V159L188 158V160L186 158V161L183 160V159H185L184 155L186 156L188 153L187 149H188V146L190 145L189 139L191 137V133H190V135H188V137L190 136L188 139V137H187L188 130L186 129L188 123L190 122V121H188V119L191 120V116L189 117V115H192L190 113L191 110ZM106 108H108V107H106ZM106 110H108V109H106ZM148 110L152 111L149 108H148ZM189 110H190V112H189ZM58 111H59V113H58ZM188 112H189V114H188ZM49 113H50V111H49ZM156 114L158 115L159 113H156ZM52 115H54V116H52ZM55 117H58V116L56 115ZM55 117H54V119H55ZM63 117H64V115L62 117L60 116L58 119H60V118L66 119ZM159 117H160V115H159ZM108 120H111V119L109 118V119H107V121ZM155 120H156V116H155ZM159 120L163 121L162 115L159 118ZM157 122H159L158 118H157ZM161 123L165 124L163 122H161ZM62 125L64 126V128ZM158 125L160 127V130H159V127H157L158 129H156V127L153 125L155 127L156 133L158 132V134H160L159 133V131H160L161 134H163L162 129L164 127H162V126H164V125L160 126L159 123H158ZM65 126H66V128H65ZM140 126H141V124L139 123L138 124L139 130H140ZM41 127H45V128H49V129L45 130L44 128L42 129ZM51 127H54V128H51ZM161 127H162V129H161ZM64 129H65V131H63ZM67 130H68V132H67ZM139 130H138V132H140V136L143 137L145 140L146 137L143 136V135H145V131H144L145 128H143V130L141 129V131H139ZM42 131H43V133H42ZM112 131H115V132H112ZM67 133L70 135H67ZM142 133H143V135H142ZM112 134H113V137H112ZM72 138H73V141H72ZM119 139H122V140H119ZM123 140H125V141H123ZM113 141H115V142H113ZM120 141L124 142V144ZM111 142L113 143V146L115 147V151H117L116 154L114 153V151L110 147L109 143H111ZM125 143H127V144L125 145ZM143 143H145V142H143ZM146 143H147V141H146ZM114 144H116V145H114ZM122 145H123V147H122ZM116 146H118V148H116ZM118 150H119V152H118ZM145 150H146V148H145ZM71 151H72V153H71ZM126 151L129 153H127ZM147 151H148V149H147ZM147 151L143 154V157H144L143 159L145 160V163H147L146 166H147V170H148L150 177L153 178V176H155V174L159 171V169H160L159 167H162L161 166L162 162H164L165 159H164V157H146L145 155L147 154ZM186 151H187V153H186ZM122 155H124V156H122ZM128 157H127V159H128ZM161 159H163L162 162H161ZM181 159L183 160V162ZM112 160H113V162H115V161H117V162H115V164L113 165ZM189 160H191L190 163H187ZM184 161L186 163L185 166H188V168H189L188 169L186 167L188 171H186V169H184L185 166L179 165L176 167V164L178 165V163L180 164L181 162H182L181 164H183ZM128 163H130V161L127 162V165H128ZM160 163H161V165H160ZM180 166H182V167H180ZM78 168H79V166H78ZM67 169H69V170H67ZM177 169H180L181 173H180V170L178 173ZM187 172H189L190 175L187 176V174H188ZM176 173H178V174H176ZM181 174H184V175L182 176ZM175 175H177V176L174 177ZM179 175L182 176V178L179 177ZM185 176H186V179L188 181L186 179H184ZM179 178H181V180H183V179L185 180V183L184 182L183 183L185 184L186 187L183 186L184 185L183 183L179 182V180H178ZM69 180H70L71 184L69 183ZM177 180H178L179 184H181V187L183 186L182 188L185 187L184 189L180 188V189L184 190V192L183 193L179 192L178 194L180 195V193H181L184 195L183 196L181 195L182 197L179 196L178 200H176L178 198V196H175L174 198H172V197H173L176 189L178 191L179 188H175V189L171 190L172 188L179 186L178 183H177L178 185L175 184V182H177ZM70 188H72V191L76 195L72 194L73 192L71 191ZM160 188H161V186H160ZM169 189L172 192L174 191V193L172 194V192L169 191ZM190 189H191V191H190ZM179 191H181V190H179ZM189 191H190V194H189ZM176 194L177 193H175V195ZM75 196H77L78 198H76ZM86 196H87V199H86ZM112 199H113V196H112ZM180 199H182V200H180ZM76 200H78V201L80 200L81 202L80 201L78 202ZM172 200H173V202H172ZM175 200H176V202L183 201V203L182 202H180V203L178 202V203L180 204L181 208H182V205H184V207L181 209L179 206L180 210H178V207H177L178 203L176 204ZM167 203L164 205L161 204L162 206H164L163 209H162L161 205H159V206L161 207L162 211H164V209H166V207H167L168 209H166V210L168 212H170V213L166 212V213H168V215L167 214L164 215L165 211L161 213L160 207L158 208L160 210L159 213H161L162 216H160L161 214L160 215L158 214L161 219L159 218L160 221L157 219L159 221V222L157 221L158 226H159V224L161 226H159V227L157 226L156 229H154L156 231L152 230L153 231L152 233L156 235V238H155V235L153 236L151 234L150 237L153 240H151V239L148 240L149 238L142 239L143 238L142 234H140L139 237L137 238L138 241H136L137 243L134 246L135 248L133 247V249L130 253L129 261H128V259H126L127 260L126 264H146V263L147 264L148 263L149 264H161V262L165 256V253H166L165 251L168 250L166 255L171 253V252H169V250L174 251L175 248L173 247L174 246L173 244L175 243V241H172V240L174 238H177L176 236H178V234H179L178 233L179 227L176 228V226H179L180 225L179 223L181 221L180 220H179L180 222L174 221L175 223L178 224V225H175V223L172 220H175V218H176V220L178 221V219H177L178 217H176V215L178 213L175 215L174 214L175 211H173L171 209L172 207L170 208ZM174 203H175V206H173ZM84 205H86V206H84ZM217 208H219V206L212 205L211 215L216 216L214 213V210L216 209V211H217L220 209V208L219 209H217ZM169 209H171V210L169 211ZM110 210H112V209H110ZM171 212H173V214L175 215L174 218H172L174 216L173 214H172L173 216L170 215ZM180 213L181 212H179V214ZM158 215H157V218H158ZM170 216H171L170 220L172 222L170 220H168L170 218ZM164 218L167 219L168 222ZM179 218L181 219L182 217H179ZM161 220H162V222H165V223H161ZM184 220H187V218H185ZM184 220H183V222H185ZM169 221L171 224L173 223L172 225L174 227L172 225L170 226ZM167 223H169V224H167ZM162 224H164L165 226L164 225L162 226ZM168 225H169V227H168ZM166 226L168 227V229ZM162 227L164 229H167V230H169L170 228L171 229L166 233L165 232L166 230L163 231ZM172 227L175 228V230ZM158 229L162 230V232L159 231ZM172 229L174 232L172 231ZM108 231L109 230L106 229V237H107ZM163 232L165 233L164 235H162ZM174 233H178V234H174ZM158 234L163 236L164 238L159 237ZM166 234H167V236H166ZM170 235H171V237H170ZM174 235H176V236L173 237ZM158 237L160 240L158 239ZM165 238H167V240L168 239L170 240V241L169 240L167 241L168 245L166 246V250L162 245L166 241ZM142 241H143V243H142ZM148 241H150V242H148ZM151 241H153V242L155 241V242L151 243ZM104 242L106 245H110V246L115 244L114 242L110 244V242H112L110 240V238H108V239L105 238ZM149 243H150V246H149ZM146 244L149 247H147ZM154 244H156V245H154ZM170 244H172L173 246ZM106 245L104 247V254L105 255H104V258H102L101 264H113L112 262H110L111 260L109 261V259H108L109 255L107 253L109 250L108 247L109 248H111V247L106 246ZM160 245H162V247ZM169 245H170V247L172 246L171 249H167V247H169ZM143 246H144V248H143ZM145 247L148 248V249L146 248L147 251L143 250V249H145ZM150 247H151V249H150ZM156 247H157V249H155ZM161 248H162V251L164 253H162ZM105 249H106V251H105ZM76 253L79 254V258H76V257H78ZM179 253L180 252L177 253V250L175 249V253L173 254L174 256L171 254L170 258L168 257V260L173 262L172 260L176 259L178 261V259L181 256V254L179 255ZM145 255H146V257H145ZM177 255H179V257ZM173 257H175V258L173 259ZM146 258H147V260H146ZM165 258H167V257H165ZM105 259L107 262L104 261ZM169 261L166 260L167 263H165V264L170 263Z\"/></svg>",
  "mask_w": 264,
  "mask_h": 264
},
{
  "label": "water",
  "instance_id": "3",
  "mask_svg": "<svg viewBox=\"0 0 264 264\" xmlns=\"http://www.w3.org/2000/svg\"><path fill=\"white\" fill-rule=\"evenodd\" d=\"M140 7L143 36L141 43L137 46L135 44L141 51V64L136 65L144 69L147 92L144 105L142 104L146 108V118L143 117L144 122L140 126L142 130L145 128L146 138L144 146L141 143L139 146L145 147L146 151L148 149L146 157H179L177 137L181 131L186 101L178 90L167 88L165 96H162L163 111L159 113L165 123L164 133H156L153 127H159L155 120L156 113L148 108L152 92L161 94L162 85L166 89L164 80L158 78L156 83L151 80L152 70L158 77L165 65L162 60L164 32L162 26L152 17L153 7L150 0H140ZM135 50L136 48L134 52ZM142 90L144 91V87ZM196 113L200 136L191 157H201L198 162L213 176L208 185L213 196L205 209L209 210L219 202L223 206L230 205L234 195L237 197L234 192L238 195L241 193L239 196L242 197V209L251 208V211L238 218L242 223L249 220L250 232L259 234V237L254 240L247 235L240 243L248 246L247 252L251 254L247 255V260L251 264H264V53L253 78H241L229 85L217 87L209 99L198 104ZM140 148L138 151L131 149L132 155L143 157V148ZM125 160L128 162L130 158L125 157ZM232 174L234 177L229 178ZM235 176H240V181H243L237 191L229 193L234 186L232 179Z\"/></svg>",
  "mask_w": 264,
  "mask_h": 264
}]
</instances>
